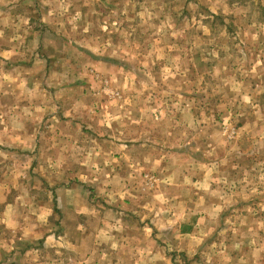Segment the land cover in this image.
Listing matches in <instances>:
<instances>
[{
  "label": "clouds",
  "instance_id": "9594fccd",
  "mask_svg": "<svg viewBox=\"0 0 264 264\" xmlns=\"http://www.w3.org/2000/svg\"><path fill=\"white\" fill-rule=\"evenodd\" d=\"M0 264H264V0H0Z\"/></svg>",
  "mask_w": 264,
  "mask_h": 264
}]
</instances>
